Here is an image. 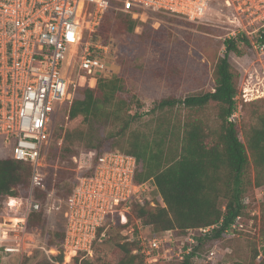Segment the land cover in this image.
Returning a JSON list of instances; mask_svg holds the SVG:
<instances>
[{"label": "built area", "instance_id": "obj_1", "mask_svg": "<svg viewBox=\"0 0 264 264\" xmlns=\"http://www.w3.org/2000/svg\"><path fill=\"white\" fill-rule=\"evenodd\" d=\"M213 1L0 0V135H5L7 143L14 140L12 155L16 159L32 164L24 213L18 218L8 216L13 221L10 224L2 223L11 227H0V251L29 256L42 243L41 232L29 229L28 216L42 209V202L35 198V189L47 190L44 168L55 133L52 116L61 112L65 102H72L77 86L93 87L99 78L111 74L113 50L94 36L105 13L117 2L118 10L141 21L152 11L200 22ZM222 5L232 13L228 16L233 26L228 27V37L246 36L264 54V42L255 40V34L264 32V0H222ZM74 72L80 75L79 82L73 78ZM238 89V105L231 121H239L242 100L264 98V65L244 68ZM85 155L89 161L87 168L93 166V171L79 175L73 191L63 200V247L69 253L63 264L70 259L72 262L81 252L92 255L99 228L109 219L114 221L116 215L121 223H128L133 203L156 205L153 195L156 185L135 180L136 156L119 149L102 154L90 150ZM94 158L96 162L92 165ZM74 161L78 162L76 156ZM8 198L7 208L12 210L20 209L24 203L20 199L21 205L20 200L13 205V197ZM242 218L238 216L226 229V238L248 232ZM136 221L133 227H128L125 241L137 243L134 253L141 255L145 264H181L185 255L199 245V237L219 227L218 224L188 227L179 234L175 229L156 232L141 219ZM220 245L197 252L198 262L231 264L223 261L228 252L219 255L220 249L224 250ZM263 259L264 242H261L257 260Z\"/></svg>", "mask_w": 264, "mask_h": 264}, {"label": "trees", "instance_id": "obj_2", "mask_svg": "<svg viewBox=\"0 0 264 264\" xmlns=\"http://www.w3.org/2000/svg\"><path fill=\"white\" fill-rule=\"evenodd\" d=\"M117 4L114 3L115 6ZM212 4H216L215 0ZM115 6L105 13L99 25L98 32L102 35L103 42H107L106 31L110 28L118 32L120 29L117 27L123 25L134 33L141 26L143 30L140 35L143 37L149 29L154 28L152 24L155 18L164 21V18L177 17L150 11L148 18L141 21ZM241 40L251 43L246 36ZM255 40L264 42V32L255 35ZM237 41L235 38L226 39V52L219 57L214 68L213 90L189 95L184 99L166 97L148 111V114L160 112L156 115L157 125L152 134L132 128L142 118V113L138 111L142 103L133 93L128 92L121 75L99 78L93 87L77 86L72 102H65L62 109L64 115L67 114L71 120L81 118V125L63 135L60 125L61 132L55 131L49 147L48 159L51 160L56 158L57 152L58 158L66 152L75 153L76 146L73 145L79 143L87 151L94 150L97 154H102L109 147V150L119 149L136 156L135 180L137 183L151 181L156 185V205L149 202L133 203L129 219L136 216L144 224L151 225L156 232L175 229L183 234L188 227L218 224L219 227L213 232L198 238L199 245L192 253L185 255L181 264H201L197 260V252L209 251L219 243L221 247H225L226 243L222 241L228 235L226 229L238 216H251L252 208L255 207L253 195L250 196L249 203L245 201L248 192L254 186L264 187V109L257 106L259 100L264 98L250 102L242 100L239 121L230 120L238 105L236 95L242 77L241 72L232 68L229 60V53L236 49ZM211 102L215 103V125L210 124L207 113ZM178 105L181 111L175 121L173 116ZM248 105L252 106L251 115L256 119V124L240 127L245 107ZM134 107L138 110L132 112ZM95 160L94 158L92 165ZM92 171L93 166L77 174V177L75 175V178V173H72L69 179L71 171L51 168L50 175L45 178L47 190L34 191L35 198L42 202V209L29 213V229H37L29 221L34 222L33 220L40 219L44 213H49L53 202L51 192L59 199L67 198L76 186L78 176L91 174ZM31 172L32 164L29 161L18 160L12 154L11 157L0 159L1 214L4 213L1 207L4 209L9 196L18 195L20 185L27 184L25 198L29 196ZM63 182V186L69 185L65 196L59 192ZM3 199L5 201L2 203ZM259 206L264 235V199ZM252 216L257 218L256 215ZM112 223L114 221L109 219L99 228L94 251L103 232H109L110 238L116 235L114 232L118 228L117 237L124 241L115 243V251L122 253V258L115 264H145L142 256L134 253L137 243L125 241V228L128 223H121L120 217L114 226ZM41 236L42 243L33 251L31 257H24V264H29L32 260H35L33 264H63L64 227L42 233ZM250 242L253 246L250 260L243 262L238 259L231 264H264V259L257 260L261 242ZM40 253L43 254L42 257H39ZM230 257L234 260L238 258V254L235 251ZM74 260L75 264H112L86 252L79 253Z\"/></svg>", "mask_w": 264, "mask_h": 264}, {"label": "rangeland", "instance_id": "obj_3", "mask_svg": "<svg viewBox=\"0 0 264 264\" xmlns=\"http://www.w3.org/2000/svg\"><path fill=\"white\" fill-rule=\"evenodd\" d=\"M218 0H215V3ZM221 4H212V8L209 10L206 17L200 21H190L183 17H171L170 19L164 18L161 21L157 18L154 19L153 29H149L142 37V27L136 32L131 33L123 25L117 27L120 31L110 28L106 31L108 34L107 42H103L102 35L96 29L95 37L103 45H109L113 50L112 62H111V74L108 78L121 75L124 78V83L128 92L133 93L136 98L142 103V107L138 110L137 107L132 109V112L136 110L142 113L140 118L133 125V129L144 131L147 134H152L157 125L156 115L148 114V111L158 103V101L166 97H176V99H184L189 95L203 94L211 91L214 88L213 72L217 60L223 56L226 52V39H229L228 35L230 29L233 27L228 22V16L232 15L230 11L225 10L226 8ZM222 5V8L221 6ZM232 17V16H231ZM159 29V30H155ZM100 30V29H99ZM104 35V31H102ZM256 35V34H255ZM102 39V40H101ZM242 37L238 38L236 43V49L229 53V60L234 70L243 72L244 68L253 67V65L259 67L260 64L264 65V54L255 48L252 43H246L241 40ZM251 42V40H250ZM251 44V45H250ZM259 53V54H258ZM261 61H259V60ZM255 63V64H253ZM262 69V68H261ZM73 78L76 82L80 81V75L77 72L73 73ZM241 79L239 81L240 86ZM215 103L211 102L207 113H209V121L211 125L216 123V113L214 110ZM258 108L264 109V99L259 100L257 103ZM252 106L248 105L245 107L244 116L241 119L240 127L245 125L250 126L256 124V119L251 115ZM63 111V109H62ZM58 112L52 116V123H54V132L62 135L71 129L81 125V118L71 120L67 114ZM181 108L178 105L175 108L173 120L176 121ZM60 125L62 130L60 131ZM110 129V128H108ZM115 130V127L112 128ZM58 131V132H57ZM5 135H0V159L5 157H11L14 152L15 142L14 140L6 141ZM125 140H123L124 142ZM75 153L61 154L58 158V152L56 158L53 160L46 158V165L44 168L47 177L51 173V168L66 169L71 171L69 179H71L72 173L77 177V174L81 173L88 167V156L85 155L87 149L82 144H75ZM110 148L107 147L106 150ZM51 155V154H50ZM78 158V162L74 161V157ZM81 160V161H80ZM82 165V168H79ZM64 182L61 183L59 192H62L64 196L68 192V186H63ZM30 186V184H29ZM28 186V187H29ZM63 186V187H62ZM157 190H154L153 195L155 197ZM253 195V196H252ZM27 196V184H22L18 187V195L13 198L19 201L23 200V204L20 209H10L6 206L3 209V214L0 213V227L3 229H10L9 225H3L4 223L10 224L13 221L8 219V216H14L18 218L23 215L26 202L25 197ZM63 196V197H64ZM250 196L255 199V207L252 208L251 216L244 217L242 220L245 221L246 230L242 234L236 233L233 236H229L222 242L226 243L225 247H221L224 250L219 251V255H223V251L228 252L225 254L224 262L231 263L232 261H249L253 254V246L251 240L264 242V235L262 233V211L260 210V203L264 199V187L254 186L252 190L248 192V197L245 201L249 203ZM64 198H57L53 194V202L50 206V212L44 213L40 219L33 220L30 222L31 226L37 228L41 234H46L54 229H61L65 223L63 216V204ZM5 199L2 200V203ZM18 204V202H17ZM21 205V200L19 204ZM255 213V214H254ZM252 215H256L257 218H253ZM5 216V217H4ZM119 216L114 217V223ZM138 217L134 216L129 220L128 227H133L136 224ZM3 223V224H2ZM114 223H112L114 226ZM4 226V227H3ZM114 229V228H113ZM118 229V228H117ZM114 232L116 234L109 238V232L105 231V235L102 236L99 241L96 250L93 251L95 257H99L102 261H106L112 264L118 262L122 258V253L115 251V243L124 241L120 239L119 231ZM11 231V230H10ZM9 231V234H10ZM12 234V232H11ZM261 235V237H260ZM250 239V240H249ZM238 254V258L231 260L230 255L234 252ZM29 254L28 257H31ZM69 253L64 252V261H68L67 256ZM43 254L40 253L39 257ZM25 256L16 255L0 251V264H24ZM68 264H75V260L71 259ZM35 260L29 264H33Z\"/></svg>", "mask_w": 264, "mask_h": 264}, {"label": "bare ground", "instance_id": "obj_4", "mask_svg": "<svg viewBox=\"0 0 264 264\" xmlns=\"http://www.w3.org/2000/svg\"><path fill=\"white\" fill-rule=\"evenodd\" d=\"M11 201H12V204H13V205H15V203H17V200L14 199V198H13ZM16 220H17V219H16Z\"/></svg>", "mask_w": 264, "mask_h": 264}]
</instances>
